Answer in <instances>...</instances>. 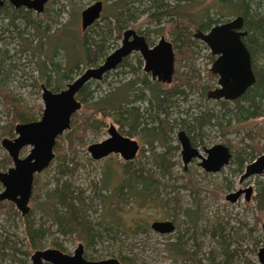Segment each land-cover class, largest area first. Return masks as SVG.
<instances>
[{"label": "rangeland", "instance_id": "374dc122", "mask_svg": "<svg viewBox=\"0 0 264 264\" xmlns=\"http://www.w3.org/2000/svg\"><path fill=\"white\" fill-rule=\"evenodd\" d=\"M97 1L103 3L102 13L105 16L114 9L112 7L114 0H49L42 14L34 12L30 14L36 22H41V31L38 33L36 29L20 23V20L16 21L18 31L8 27L7 17L0 14V50L7 51L8 56L3 62L4 80L2 81L1 78L0 85L6 94L17 100L23 111L25 110L35 121L40 119L43 111L40 85L45 84V77L41 78L36 68L37 61L45 60L48 64L52 62L59 70L65 66V63L64 70L76 62L77 60L74 61L69 57L79 58V47L74 42L84 33L81 30L80 13ZM126 1L128 4L132 2L136 4V0ZM166 1L170 6H179L182 11L187 10L198 19L201 15L202 7L198 0ZM205 1V4L209 6L213 3V0ZM200 3L202 6L205 5L204 0H200ZM4 7L8 13L12 14L14 8L11 5L6 4ZM257 12L264 15V3ZM149 14L148 11L143 12L126 20L125 29L145 32L147 29L154 30L164 25L161 23L157 26L149 22ZM49 15L51 19H48ZM209 15L219 20L220 23L233 19V16L219 18V14L210 11ZM45 27L47 30L43 31ZM16 33H20L19 37ZM86 33L90 32L86 31ZM149 37L154 44L160 37L172 42L169 32L164 30L161 34L151 33ZM196 41L195 69L198 70L202 83L215 88L216 78L209 77L207 73L212 65L210 51L201 41L197 39ZM120 43L121 34L118 37L116 33H113L111 39L107 41L108 54L117 49ZM62 52H66L67 61ZM136 58L137 55L132 54L123 67L109 73L102 81L88 83L91 99L75 113L79 121L90 116V111L86 112L83 109L88 107V104L105 99L117 92L111 98V101L116 102L124 96L123 90H120L122 87L124 88L130 81L143 77L145 73ZM178 59L179 57L175 55V70L178 73L185 72L186 70L178 65ZM67 63L70 65L67 66ZM252 64L255 69H259L263 65V60L259 55H255L252 57ZM49 66L53 68L51 64ZM85 69L82 65L78 68L74 67L68 73L69 79L66 80L57 79L61 74L60 71L59 73L55 70L50 71L48 73L50 76L49 89L56 86H60L61 89L65 88ZM148 79L150 80L149 76ZM58 80L59 84H57ZM143 96H147L145 91ZM194 104L197 108L200 106L203 109L212 108L216 111L221 109L215 101L203 98L198 92L190 95L187 101H180L177 108L172 111V118H185L186 111L195 112L197 108L193 107ZM227 104L228 107L233 106L231 102ZM132 106L139 108L141 112L146 107V103L137 100ZM110 113L112 114V111H109ZM91 117L98 119V116L94 114H91ZM10 124L11 115L6 111L0 98V135L3 131L8 132L11 129ZM104 124H106L105 127L97 131L92 128L84 133L79 131L78 135L81 136V140L78 137L71 147L68 146L65 138L61 140L63 146L60 148L65 156L64 163L67 169L64 175L58 176L57 174L58 162L55 159L54 149L52 162L45 170L35 175L38 177L40 191L36 198L32 193L28 204L30 207L28 221L33 229L39 230V233L33 238L32 243L26 237L25 217L20 215L13 204L6 201L0 202V264H32L30 259L32 254L35 251L56 249L53 243L60 245L61 252L67 255H72L77 245L82 244L84 258L88 261L115 258L119 261L122 259L123 264L124 262L129 264H217L223 262L226 264H259L257 253L264 246V231L262 230L264 212L257 208L254 198L258 187L264 186V173L261 176L251 177L242 184L239 183L245 165L253 160L246 159L241 172L237 171V164L233 160L215 174L205 173L199 167L197 159L192 160L184 170L180 156L181 149L177 140V133L181 129L175 128L168 142L171 148L169 151L171 176L158 177L164 186L158 192L135 197L127 195L123 189L119 194L124 201H120L118 206L115 204L113 188L121 182L119 167L127 163L131 170L145 167L157 176L159 173L152 159L155 154L164 152V147L153 143L150 148L141 137L135 136L133 139L139 143L141 152L133 161L124 162L119 156L115 160L113 155L107 157L105 161L104 159L95 161L87 151L88 146L100 143L108 137L107 126L109 124L118 127L112 115L105 118ZM127 129V125L123 126V131ZM67 131L58 138L64 137ZM248 132L252 133V137L247 136ZM259 133H264V117L240 122L234 118L230 125L222 130L214 128L207 131L204 139L198 142L197 149L205 156L204 149L222 144L230 147L233 157L248 158L250 151L248 145L251 144L258 143V146L263 148L261 154L264 153V139L258 136ZM12 135L13 137H2L0 143L3 138H15L14 129H12ZM30 149L31 147H24L20 152V157H25ZM261 154L256 153L255 157ZM6 158L9 157L0 144V172H5L13 166L11 160L7 161ZM55 178L68 182L74 193L86 200L85 214L98 233L97 238L87 250L73 231L61 234L53 220L46 214H42L37 207V202L45 198L47 190L53 189ZM246 187H251L253 190L249 201H245L243 196L235 203H230L225 199L229 193ZM96 188L100 189L98 196L94 192ZM2 191L3 187L0 184V193ZM173 198L177 200V207H175L177 204H174L176 201ZM189 217H192L194 221ZM154 221H173L175 230L167 235L158 234L150 228V224ZM3 242H6V246H3ZM176 242L183 243L191 256L174 257L168 251L167 244Z\"/></svg>", "mask_w": 264, "mask_h": 264}, {"label": "trees", "instance_id": "16d2710c", "mask_svg": "<svg viewBox=\"0 0 264 264\" xmlns=\"http://www.w3.org/2000/svg\"><path fill=\"white\" fill-rule=\"evenodd\" d=\"M126 0H114L112 12L105 16L101 14L100 19L93 24L87 31L84 32L81 37L75 40V44L79 47V58H70L76 62H73L66 70L65 66L62 69L56 68L57 65L50 63L51 68L45 60L37 61V69L41 78L45 77V84L50 88V76L48 73L55 70L60 76L57 79H69L68 73L72 69L78 68L80 65L83 67L97 66L107 55V41L111 39L113 33H116L118 37L125 29V22L128 19H132L143 12H149L148 21L160 26L161 28L154 30H145V32L138 31L140 34H144L148 43H152L149 35L151 33L161 34V31L169 32L172 38V44L175 49V55L178 56V65L182 66L186 71L178 73L175 70L173 80L171 84L162 85L159 82H151L143 75L141 79L128 82L123 90V95L116 102L111 101L112 94L105 99H101L97 102L88 104V107H84L86 112L90 111L91 114L98 116V119H94L90 116L85 117L79 121L74 114L70 120V128L66 135L62 138H58L54 146L55 159L58 162L57 174L62 176L66 173L65 156L61 151V140L65 138L68 146L71 147L77 138L81 140V136L78 132H85L87 129L92 128L96 131L104 126V120L109 115H112L115 122L119 125H127L128 131L135 133V130L139 129L142 134L144 142L152 148L153 143H158L164 147V152L155 154L152 161L158 170V175L155 176L150 170L145 167L129 169V164H123L119 168L121 170V182L118 183L113 189L115 196V204L119 206L120 201H124L119 194L124 189L127 195L131 196H145L146 193H155L164 186L158 177L164 175L171 176L170 166V146L168 144L169 137L175 128L184 130L189 136L193 144L200 143L206 136V132L212 129H224L230 125L232 119L236 118L239 121H249L260 117H264V15L258 11L259 7L264 3V0H213V3L209 6L206 5L204 0V6L201 5L200 0L198 3L202 7L201 15L196 18L192 13L187 10L182 11L179 6H170L166 0H136V4H128ZM5 6V5H4ZM0 9V14H3L8 19V27H12L18 31L16 21L20 20L25 26L36 29L38 33L41 31V22H36L30 17V11H24L22 8L14 9L11 13H8L5 7ZM211 13L219 14V18L223 17H237L241 16L244 22V28L247 31V36L242 39L245 46L248 47L252 57L259 55L263 60V65L259 69H252L255 74L256 82L249 88L240 98L231 102L232 107H228L224 101H217L221 109L216 111L212 108L203 109L200 106L198 108L194 104L193 107L197 108L195 112H185V118H172L173 109L180 101H187L190 95L194 93H200V95L206 98V92L211 88V85L204 84L200 80L198 70L194 66V49L197 42L194 38V32H205L212 26L219 24L220 21L213 19L209 15ZM52 17L49 15L48 19ZM53 20V19H52ZM47 30V27L43 31ZM192 30L194 32H192ZM20 33H16L19 37ZM67 50V49H66ZM65 50V51H66ZM56 53V51L54 52ZM65 61H67L66 52H62ZM7 51L0 50V82L4 80V66L3 62L7 58ZM10 57V56H9ZM126 64V59L122 61L121 66ZM141 68V61H138ZM208 73V72H207ZM108 75V74H107ZM106 75V76H107ZM209 77H213L208 73ZM105 76V77H106ZM59 84V80L57 81ZM88 84L84 85L77 94L82 104L85 105L86 101L91 99V92L88 90ZM139 85L138 87H134ZM61 89L60 86L53 87L51 90L57 92ZM146 92L147 96H143V92ZM188 92V93H187ZM0 98L4 103L6 111L11 115V129L8 132H2V137H13L12 129L16 123H28L35 121L30 117L27 112L20 107L17 100L10 95L6 94L0 85ZM139 101H145L146 107L143 111H139V108L133 107L132 104ZM112 111V114H109ZM3 129V128H2ZM131 136H133V134ZM260 134V133H259ZM252 133L248 132V137ZM264 139V133L258 135ZM252 139V138H251ZM61 142V144H60ZM249 154L248 158L244 156H234L233 161L237 164V171L241 172L246 159L254 160L255 154H261L262 147L258 146V143L248 145ZM9 161V158H6ZM37 176L34 178L33 183V197L39 195V184ZM55 185L53 189L47 190L45 198L37 202V207L42 212L50 217L57 226V230L61 234H65L66 231H73L76 238L82 241L86 250L93 244L97 238V231L94 229L93 224L88 221L85 214L86 200L81 196L74 193L70 184L66 181H61L59 178L54 179ZM107 186V185H106ZM100 189H94V192L99 195ZM176 201V198H173ZM172 199V200H173ZM257 202L256 206L259 210L264 212V186H259L257 194L254 198ZM171 200V201H172ZM173 205V206H175ZM178 204L175 206L177 207ZM1 207V204H0ZM120 209V208H119ZM121 210V209H120ZM189 211V210H188ZM193 213V212H192ZM187 214V213H186ZM28 216L25 217V233L29 242L32 243L33 238L39 233L38 229H33V226L29 224ZM193 220L192 217H189ZM195 219V218H194ZM196 220V219H195ZM194 221V220H193ZM114 223V222H112ZM113 225V224H111ZM115 226V225H114ZM3 246H6V242H3ZM53 247L57 250H62L60 245L53 243ZM11 249L10 247H6ZM167 249L172 253L174 257L188 256L189 250L183 243H170L167 244ZM2 252V251H1ZM191 256V255H190ZM3 257V256H2ZM122 259L120 263L123 264ZM124 264H129L125 263ZM226 264V263H217Z\"/></svg>", "mask_w": 264, "mask_h": 264}, {"label": "water", "instance_id": "95a60500", "mask_svg": "<svg viewBox=\"0 0 264 264\" xmlns=\"http://www.w3.org/2000/svg\"><path fill=\"white\" fill-rule=\"evenodd\" d=\"M48 0H0V7L9 3L14 8H24L35 13H42ZM102 12V2L97 1L80 13L81 28L87 29L99 20ZM243 18L237 16L227 22L216 24L208 31H196L194 38L204 43L212 56L210 72L218 76V88L207 92L210 100L235 101L240 98L255 82V74L251 67V57L247 51L243 38L247 32L242 30ZM138 52L143 60V70L150 73L152 79L170 84L174 73V51L170 41L160 37L158 42L149 47L144 36L135 30L126 29L123 32L121 45L109 54L97 67L86 69L79 77L67 84L58 92H52L44 85L41 86V100L43 111L37 121L18 123L14 127L16 137L1 140V147L6 151L12 162V167L0 172V202L7 201L14 204L21 216L29 212V200L32 193L34 175L45 170L54 159L56 139L70 128L73 114L81 108L76 99L79 90L89 81H100L102 77L114 70L129 54ZM109 138L88 146L87 151L93 160H100L111 153L118 154L124 161L134 159L138 145L136 141L119 134L113 125L108 128ZM177 139L181 147V161L184 169L193 160L198 159L199 167L206 173H217L227 166L231 158L229 149L217 144L205 149L203 157L199 151L191 146L184 131H179ZM24 147H31L29 153L21 158L20 152ZM264 172V153L250 164L246 165L239 182L262 175ZM244 193V199L249 201L252 188L238 190L226 196V200L235 203ZM150 228L161 235L174 231L171 221H154ZM264 231V221L262 222ZM84 248L78 244L72 255L64 254L57 249L35 251L30 257L32 264H121L118 259L110 258L100 261H88L83 257ZM258 263L264 264V246L257 253Z\"/></svg>", "mask_w": 264, "mask_h": 264}, {"label": "flooded vegetation", "instance_id": "af4514ba", "mask_svg": "<svg viewBox=\"0 0 264 264\" xmlns=\"http://www.w3.org/2000/svg\"><path fill=\"white\" fill-rule=\"evenodd\" d=\"M48 1H49V0H48ZM48 1H47V2H48ZM6 4H9V3H4V4L0 7V9H2L3 6L6 5ZM9 5H10V4H9ZM45 5H46V4H45ZM11 6H12V5H11ZM12 7H13V6H12ZM13 8H14V7H13ZM103 8H104V6H103V3H102V12H103ZM14 9H18V8H14ZM22 9H24V8H22ZM44 9H45V7H44ZM25 10H26V11L33 12L32 10H27V9H25ZM43 12H44V10H43ZM43 12H42V13H43ZM102 12H101V14H103ZM34 13H35V12H34ZM42 13H40V14H42ZM36 14H38V13H36ZM100 17H101V16H100ZM99 19H100V18H99ZM97 21H98V20H97ZM97 21H96V22H97ZM92 26H93V25L89 26V27H88L87 29H85V30H82V28H81V30L84 31V32H86V31H87L90 27H92ZM125 30H126V29H125ZM125 30H124V31H125ZM242 30L246 31V29L244 28V23H243V28H242ZM124 31H123V32H124ZM123 32L121 33V40H122ZM136 32H137L139 35L144 36V38H145V40H146V42H147V44H148L149 47H153V46L156 44V43H155V44H154V43H151V44L148 43L147 38H146V36H145L144 34H140L138 31H136ZM246 32H247V31H246ZM193 36H194V35H193ZM246 36H247V35H246ZM246 36H245V37H246ZM193 38H194V37H193ZM165 39H166V38H165ZM194 39H195V38H194ZM195 40H196V39H195ZM171 44H172V42H171ZM202 44H203L204 46H206L204 43H202ZM120 45H121V43H120ZM120 45H119V47H120ZM172 46H173V44H172ZM244 46H245V45H244ZM119 47H118V48H119ZM206 47H207V46H206ZM245 47H246L247 51L249 52L248 47H247V46H245ZM207 48H208V47H207ZM208 49H209V48H208ZM115 50H116V49H115ZM115 50H114V51H115ZM114 51H113V52H114ZM173 51H174V73H175V49H174V46H173ZM209 51H210V50H209ZM111 53H112V52H111ZM111 53H109V54H111ZM109 54H108V52H107L106 57H107ZM132 54H133V55H134V54L137 55L136 61H137V62H138L139 60L141 61V63H142L141 68H142V70H143V60H142V58H141V56H140V54H139L138 52H132L131 54H129L128 56H126L125 58H123V60H124V59L127 60ZM210 54H211V53H210ZM249 54H250V57H251V67H252V66H253V64H252V55H251L250 52H249ZM106 57H105V58H106ZM210 57L212 58V63H213V61L217 58V56H212V55H211ZM105 58H104V59H105ZM104 59L102 60V62L104 61ZM123 60H122V61H123ZM102 62H100L99 64H97V66L100 65ZM121 64H122V62H121V63H120V64H119L114 70H111L110 72H107V73L102 77V79H101L100 81H102V80L104 79V77H105L107 74H109V73L115 71V70L118 69L119 67H123V66H121ZM97 66H94V67H97ZM253 67H254V66H253ZM88 68H93V67H87L86 69H88ZM86 69H85V70H86ZM252 70H253V69H252ZM143 72L145 73V74H143V75L146 76V79H147L148 81H151V82H159V81H157L156 79H152L150 73H146L144 70H143ZM207 72L210 73L213 77L216 78V87H215V88H218V85H217L218 76L212 74V73L210 72V68H209V70H208ZM253 72H254V71H253ZM174 73H173V76H174ZM147 75L150 77V80L148 79V76H147ZM173 76H172V80H173ZM141 78H142V77H140V78H138V79H141ZM135 81H136V79H135ZM89 82H91V81H89ZM89 82H88V83H89ZM88 83H86V84H88ZM159 83L162 84V85H168V84H164V83H161V82H159ZM171 83H172V81H171ZM171 83H170V84H171ZM86 84H85V85H86ZM42 85H44L46 88H48L45 84H41V85H40V88H41ZM215 88H210L208 91L213 90V89H215ZM48 89H49V88H48ZM63 89H64V88H63ZM49 90H51V89H49ZM60 90H62V89H60ZM60 90H59V91H60ZM51 91H52V90H51ZM208 91H207V92H208ZM52 92H54V91H52ZM57 92H58V91H57ZM207 92H206V94H207ZM41 94H42V90H41ZM77 94H78V93H77ZM76 99H77V95H76ZM206 99H207V97H206ZM77 100L81 103V107H82V105H83L82 102H81L79 99H77ZM207 100H210V99H207ZM211 101H215V100H211ZM217 101H223V100H216L215 102H217ZM224 102H233V101H224ZM42 104H43V103H42ZM80 109H81V108H80ZM76 113H77V112H76ZM73 115H74V114H73ZM113 121H114V123H115L118 127H115L113 124H109V125L107 126V135H108L107 138H109L108 128H109L110 125H113L114 128L116 129V131H117L119 134H121V135L124 136V137H128V138H130V139H132V140H134L133 138H134L135 136H139V137L142 136L141 131L139 132V129H138V130L136 129V130H135V133L132 132V131H130V130L128 131V129H127L126 131H123V126H125V125H123V126L119 125L118 123L115 122V119H114V118H113ZM105 125H106V124H104L103 127H105ZM180 131H184V130L181 129ZM178 132H179V131H178ZM184 132H185V131H184ZM132 133H134L133 136H131ZM177 134H178V133H177ZM185 134L187 135L186 132H185ZM187 136H188V135H187ZM107 138H106V139H107ZM188 138H189V136H188ZM106 139H105V140H106ZM141 139H142V137H141ZM142 140H143V139H142ZM177 140H178V139H177ZM103 141H104V140H103ZM134 141H136V140H134ZM143 141H144V140H143ZM189 141H190V143H191V146H192L193 148L197 149V147H198L197 144H196V145L193 144V143L191 142L190 138H189ZM178 142H179V141H178ZM136 143H137V145H138V151H137V153H136L134 159L136 158V156L138 157V155H140V152H141V149H140V145H139V143H138L137 141H136ZM145 144H146V143H145ZM179 146H180V144H179ZM213 146H214V145H213ZM224 146H225V145H224ZM226 147L229 149V151H230V153H231V158H230V160H229V163H230V162L233 160V154H232V151H231L230 147H229V146H226ZM210 148H211V147H210ZM180 149H181V147H180ZM208 149H209V148H208ZM197 150H198V149H197ZM204 150H205V149H204ZM204 150H203V152H204ZM180 152H181V150H180ZM199 153H200V152H199ZM204 154H205V153H204ZM89 155H90V154H89ZM111 155H113V156L115 157V160H117V156L120 157V155H118V154L111 153V154H109L108 156H106V157H104V158H102V159H104V161H105L106 158L109 157V156H111ZM201 155H202V154H201ZM180 156H181V155H180ZM202 156H203V155H202ZM205 156H206V154H205ZM205 156H203V157H205ZM259 156H260V155H259ZM90 157H91V156H90ZM120 158H121V157H120ZM256 158H257V157H256ZM256 158H255V159H256ZM102 159H100V160H102ZM134 159H132V160H130V161H124V160L121 158V160L124 161V162H131V161H133ZM255 159H254V160H255ZM193 160H194V159H193ZM197 160H198V159H197ZM254 160H253V161H254ZM95 161H98V160H95ZM51 162H52V161H51ZM199 162H200V160H199ZM251 162H252V161H251ZM251 162H250V163H251ZM229 163H228V164H229ZM250 163H249V164H250ZM182 164H183V163H182ZM198 164H199V163H198ZM246 165H248V164H246ZM246 165H245V166H246ZM227 166H228V165H227ZM225 167H226V166H225ZM183 168H184V166H183ZM223 168H224V167H223ZM223 168H222V169H223ZM244 168H245V167H244ZM201 169H202V168H201ZM222 169H221V170H222ZM184 170H185V169H184ZM202 170H203V169H202ZM221 170H220V171H221ZM220 171H219V172H220ZM243 171H244V170H243ZM205 173H206V172H205ZM217 173H218V172H217ZM242 173H243V172H242ZM263 173H264V172H263ZM214 174H215V173H214ZM241 175H242V174H241ZM241 175H240V176H241ZM259 176H261V175H259ZM253 177H256V176H253ZM34 178H35V175H34ZM34 178H33V183H34ZM250 178H251V177H250ZM239 179H240V178H239ZM248 179H249V178H248ZM246 180H247V179H246ZM244 181H245V180H244ZM244 181H243V182H244ZM243 182H242V183H243ZM239 183H240V182H239ZM242 183H240V184H242ZM105 185H106V184H105ZM33 186H34V185L32 184V193H33ZM246 188H247V187H246ZM113 189H114V188H113ZM244 189H245V188H244ZM244 189H239V190H244ZM236 191H238V190H236ZM236 191H234V192H236ZM252 191H253V190H252ZM234 192H231V193H234ZM32 193H31V197H32ZM229 194H230V193H229ZM229 194H228V195H229ZM251 195H252V194H251ZM242 196H243V198H244V196H245L244 193H242V195L240 196V198H241ZM31 197H30V199H31ZM240 198H238L237 200H239ZM225 199H226V197H225ZM244 200H245V199H244ZM249 200H250V199H249ZM245 201H246V200H245ZM6 202H7V201H6ZM29 202H30V200H29ZM8 203H10V204L12 205L11 202H8ZM28 204H29V203H28ZM13 205H14V204H13ZM29 211H30V207H29ZM19 213H20V212H19ZM28 213H29V212H28ZM20 215H21V214H20ZM26 215H28V214H26ZM26 215H25V216H22V217H26ZM171 222L173 223V225H174V230H175V223H174L173 221H171ZM173 232H174V231H173ZM173 232H172V233H173ZM170 234H171V233H170ZM166 235H167V234H166ZM83 248H84V247H83ZM83 257H84V253H83Z\"/></svg>", "mask_w": 264, "mask_h": 264}, {"label": "bare ground", "instance_id": "6f19581e", "mask_svg": "<svg viewBox=\"0 0 264 264\" xmlns=\"http://www.w3.org/2000/svg\"><path fill=\"white\" fill-rule=\"evenodd\" d=\"M104 203V202H103Z\"/></svg>", "mask_w": 264, "mask_h": 264}]
</instances>
